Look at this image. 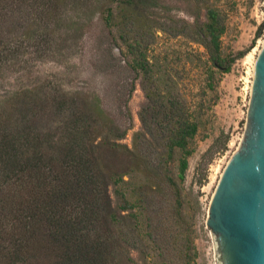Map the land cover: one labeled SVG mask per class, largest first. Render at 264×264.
Masks as SVG:
<instances>
[{
    "label": "trees",
    "instance_id": "16d2710c",
    "mask_svg": "<svg viewBox=\"0 0 264 264\" xmlns=\"http://www.w3.org/2000/svg\"><path fill=\"white\" fill-rule=\"evenodd\" d=\"M182 1L192 21L172 14L166 0H0V71L31 50L39 59L79 51L99 15L109 35L118 29L130 57L118 66L108 48L104 69L142 74L147 97L132 149L121 141L131 127L128 104L138 78L126 98H116L127 126L96 93L68 92L60 83L0 100V264H140L132 252L145 264L195 260L181 187L212 106L192 109L148 51L159 31L203 47L191 56L205 75V95L247 52L224 54L228 16L221 8L210 0ZM176 152L177 178L171 170Z\"/></svg>",
    "mask_w": 264,
    "mask_h": 264
},
{
    "label": "rangeland",
    "instance_id": "374dc122",
    "mask_svg": "<svg viewBox=\"0 0 264 264\" xmlns=\"http://www.w3.org/2000/svg\"><path fill=\"white\" fill-rule=\"evenodd\" d=\"M165 3L171 7L169 10L172 14L192 21L185 13L187 3L182 0H166ZM208 4L221 8L228 16L227 32L222 39L224 54L238 56L241 52H247L236 61L232 71L223 76L215 92L204 94L205 75L197 66L194 56H191L193 50L204 53L203 47L185 38H171L159 31L148 51L150 62H156L163 73L170 74L177 81V90L187 98L192 109L198 110L201 105L205 108L212 106L203 118L196 138V150L189 158L186 180L181 187L183 215L195 230L194 242L198 255L192 264H221L216 238L207 226L209 208L227 164L243 141L254 63L264 44V0H210ZM202 14V21H205V12ZM68 15L74 17L75 13L69 11ZM100 19L99 15H95L93 27L82 40L79 51H64L63 55L56 53L39 59L31 50L19 60L7 64L0 71V100L24 90H33L42 84L60 83L68 92L96 93L102 99L104 109L117 123L127 126L128 121L121 115L124 103L116 101V98L121 94L126 98L132 80L138 78L128 104L131 127L121 141L132 149L134 135L142 130L140 111L147 104L143 90L145 80L142 74L137 76L130 69H104L108 61V48L113 50L118 66L126 67L130 57L118 39V29L113 28L109 35ZM262 26V34L258 36ZM112 37L116 38V43ZM102 40L106 43L103 44ZM179 158L180 154L176 152L171 163L175 178ZM128 179L125 177V180ZM110 195L114 205H117L116 187L113 185ZM132 257L138 263L145 264L138 252H132Z\"/></svg>",
    "mask_w": 264,
    "mask_h": 264
},
{
    "label": "water",
    "instance_id": "95a60500",
    "mask_svg": "<svg viewBox=\"0 0 264 264\" xmlns=\"http://www.w3.org/2000/svg\"><path fill=\"white\" fill-rule=\"evenodd\" d=\"M207 226L221 264H264V44L255 64L245 135L218 183Z\"/></svg>",
    "mask_w": 264,
    "mask_h": 264
},
{
    "label": "bare ground",
    "instance_id": "6f19581e",
    "mask_svg": "<svg viewBox=\"0 0 264 264\" xmlns=\"http://www.w3.org/2000/svg\"><path fill=\"white\" fill-rule=\"evenodd\" d=\"M256 61H257V59L255 60V63H254V70H255V64H256ZM254 74V73H253Z\"/></svg>",
    "mask_w": 264,
    "mask_h": 264
}]
</instances>
